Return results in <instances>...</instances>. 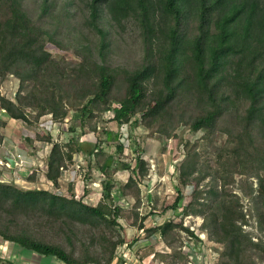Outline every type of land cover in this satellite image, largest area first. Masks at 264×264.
<instances>
[{
    "label": "trees",
    "instance_id": "obj_1",
    "mask_svg": "<svg viewBox=\"0 0 264 264\" xmlns=\"http://www.w3.org/2000/svg\"><path fill=\"white\" fill-rule=\"evenodd\" d=\"M27 1L0 0V77L20 79L15 100L0 95V107L11 118L56 124L76 110L80 135L98 132L103 119L167 137L183 125L203 131L194 140H179L184 157L177 166L174 210L182 206L183 188L191 186L179 221L167 217L155 228L147 226V215L139 216L140 183L149 178L151 163L139 144L132 162L117 159L125 150L119 129H104L115 152L107 151L100 137L95 144L78 135L66 141L52 133L26 137L30 145L36 139L52 145L47 180L58 186L81 152L90 157V167L104 173L116 163L129 170L125 186L134 191L137 233L131 244L142 233L158 232L170 249L162 263L193 264L184 250L183 232L190 229L183 217L202 216L201 229L222 246L216 264H264V0H66L61 11H56L59 0H41L37 16ZM129 19L140 28L144 49L133 68L111 62V30L105 26L122 27ZM84 25L99 36L96 42H84ZM64 36L76 40L74 61L48 49L49 44L65 49ZM7 124L0 118V147ZM114 187L107 181L95 206L76 199L74 181L65 195L0 180V237L66 264H113L118 246L130 244L120 235L107 239L104 254L87 246L77 255L41 230L55 225L65 232L74 223L116 228L125 211L110 204ZM154 248L141 258L155 254ZM125 262L118 258L115 264Z\"/></svg>",
    "mask_w": 264,
    "mask_h": 264
},
{
    "label": "rangeland",
    "instance_id": "obj_2",
    "mask_svg": "<svg viewBox=\"0 0 264 264\" xmlns=\"http://www.w3.org/2000/svg\"><path fill=\"white\" fill-rule=\"evenodd\" d=\"M40 1L41 0L27 1V8L33 16H37ZM64 4H66V0H59L56 11H61ZM74 10V8H71V11ZM88 12V7L84 2V19L89 17ZM105 26L111 30L110 36L112 42L110 45L111 51L109 52L111 62L122 67L133 68L137 66L143 58L144 49L140 28L136 22L129 19L122 27H113L111 25L109 26V24H105ZM98 38L99 36L95 32L89 31L87 26L84 25V42L90 40L91 42H96ZM70 40V38L64 36V42L66 45L65 49L54 44H49L48 49L57 58L64 56L69 61H74L77 57L75 56L71 45H74L76 40H73L72 42H70ZM19 86L20 79L14 74H9L4 79L0 77V95L14 98ZM28 111L31 112L32 110L28 109ZM11 121H13L12 124L16 127V131H13L12 128H8L7 130L5 129V133L11 135L12 132H15L16 136L19 138L20 135L23 136V142L20 143L22 147H24L23 144H30L27 142L26 137L35 139L38 133L42 135L52 133L56 138L63 141L68 140L71 136L78 135L80 136L81 141H85L89 144H95L98 141V137H100L104 141L103 147L109 152H115L116 146L112 140H107V135L104 129L114 131H118L119 129V132L122 133L121 141L125 143V150L123 153L117 154V159H121L125 162H132L138 154L135 150L136 144H139L145 158L152 160L154 163L150 177L147 179L148 183L145 184L143 181L140 184L142 203L139 208V216L147 215L146 223L155 228L167 217H174L178 221L181 220L182 206L190 198L191 186H187L186 188L182 187L185 191V197L181 203L182 206L179 209L174 210L172 204L178 195L176 185L179 184L177 179V166L184 157L183 149L179 145V140H194L200 137L203 134V131L194 133L191 131L190 126L183 125L174 132L172 137H167L160 133H151L141 125L124 124L118 128L115 122L103 119L99 122L98 132L88 131L87 133L80 135V114L76 110L71 112V115L66 121L56 124L45 119L42 122H36L30 125L22 120ZM17 123L21 124V126ZM22 126H24L28 132L26 130L24 131ZM73 127L77 129L76 132H71V128ZM219 135L226 137V134L224 133H219ZM35 141L32 145H34ZM38 142L40 144L37 143V145H41L43 153H46L49 149L46 148L47 142H42L40 140H38ZM87 147H89V145H87ZM28 148H31L32 150V147ZM5 153L6 150H4V152L0 151V158L3 159ZM90 160V157L86 153L81 152L76 154V165L69 167L72 168V172L70 174H65L64 177L61 178L58 186L50 183L42 174V170L40 172L35 170L34 175L36 178L35 180H30L27 177L26 179L25 177L23 178L22 174L19 172L12 171L11 164L10 166H7L2 162H0V180L7 183H16L20 187L26 189H48L65 195L69 192L70 182L74 181L76 199L82 200L89 205L96 206L103 199L106 182L112 179L115 187L113 191V199L110 201V204L120 205L125 211L124 216L118 219L119 226L112 228L106 226L105 223H74L70 225V229L66 228L65 232L60 231L55 225L48 228L45 227L41 232L49 240L62 242L67 249L74 250L77 255H81L87 246H90L96 252L104 254V249L109 247L106 243L107 239L116 240L120 235L130 243V246L127 243L118 246L113 264L116 263L118 258H123L128 261L130 260L129 262L136 264H161L164 251H170V249L158 232L152 236H147L145 233H142L140 239L131 244L137 233V227L134 225L136 216L132 212L135 203L134 191L125 186L130 175L129 170L120 169L115 163L108 169V173H104L99 168L94 166L90 167ZM26 167L28 166L26 165ZM32 172L33 171H27L29 175ZM24 179L26 181H24ZM95 182L100 183L101 185L94 186ZM235 189L238 193L241 192L239 188ZM245 203L248 202L245 201ZM183 221L188 224H193L196 220H188L186 216H184ZM196 228H198V226H196ZM45 232H47V235L44 234ZM188 245L189 246L185 247V252L188 254V257L193 264H216L218 251H220L222 247L215 241L213 243L207 242L206 244L203 242V245L200 244V246L197 243L195 245ZM203 246H205V249ZM149 247H155L154 249L156 253L153 257H151L150 254L142 259V252ZM192 249L202 256V262H198L194 258H191L190 255ZM125 253H128V258L124 256ZM32 256L33 258L36 257L35 255ZM55 261H57L58 264L64 263L58 259H55ZM144 261H146V263Z\"/></svg>",
    "mask_w": 264,
    "mask_h": 264
},
{
    "label": "crops",
    "instance_id": "obj_3",
    "mask_svg": "<svg viewBox=\"0 0 264 264\" xmlns=\"http://www.w3.org/2000/svg\"><path fill=\"white\" fill-rule=\"evenodd\" d=\"M0 118H3L8 121L6 130L8 128H12L13 131H16V127H14V125L12 124L13 121L11 120L17 121L18 119L11 118L7 112L5 113L2 111L1 107H0ZM19 126H21V124H19ZM22 129L24 131L25 130L27 131V129H25L24 126H22ZM22 139H23V136L20 135V138H19L16 136L15 132H12L11 135H7L5 133V140H4L3 145L0 147V151L4 152V150H6V153L3 159L2 158L0 159L8 160L7 157H13L14 160H18V159H15V157L16 155L21 154L23 158L22 164L17 165L15 161V165L12 166L11 168L12 171L19 172L20 174H22V177L23 178L25 177L26 179V177L28 178L29 176V173H27L28 170L29 171L36 170L38 172L42 170V174L46 178L45 168L48 162L47 159L49 157L52 145L47 142L46 148H49V149L48 151H46V153H43L41 149V145H37V143L40 144L38 140L35 141L34 145L23 144L24 147H22V145H20V143L23 142ZM28 147H32V150L31 148H28ZM26 165L28 167H26ZM71 170L72 168L65 169L62 173V176L60 177V180L62 177H64L65 174H70L72 172ZM25 179L24 181H26ZM32 255H35L37 258L36 257L33 258ZM150 256L153 257L154 254H151ZM55 259L56 258L54 257L39 255L27 248L20 246L17 243L6 241L2 237H0V264H6V262L8 261L12 262L13 264H58L57 261H55ZM129 261L126 260L124 264H136V263H131ZM144 262L146 263V261ZM63 264H66V263H63ZM161 264H164V263L161 262Z\"/></svg>",
    "mask_w": 264,
    "mask_h": 264
},
{
    "label": "built area",
    "instance_id": "obj_4",
    "mask_svg": "<svg viewBox=\"0 0 264 264\" xmlns=\"http://www.w3.org/2000/svg\"><path fill=\"white\" fill-rule=\"evenodd\" d=\"M13 76V75H12ZM12 99L15 100V97ZM3 112L6 113V110L5 109H2ZM15 159H18V160H15L16 161V164L17 165H21L22 164V161H23V158H22V155L21 154H18L16 155ZM151 161V169H152V166H154V163L152 160ZM0 162H2L3 164L7 165V166H10V162L6 159L4 160H0ZM46 171H47V165H46ZM150 177V176H149ZM148 179V178H147ZM147 179L144 180L145 184L148 183ZM60 181V180H59ZM51 182V181H50ZM53 184V183H52ZM141 184V183H140ZM101 184L100 183H94V186H100ZM186 218L188 220H196L193 224L190 223H186L183 221V224L185 227H188L190 230L188 231H184V235H185V243H184V250H185V247L189 246L188 244H191V245H195L196 243L200 246V244L203 245V242H205V244L208 242V243H213L214 241L211 240L209 238V235L208 233L205 231V230H202L201 229V225L203 223V218L201 216H194V215H186ZM198 226V228H196V226ZM148 227H151L147 224ZM247 228V226H245ZM254 239H257V238H254ZM201 245V246H202ZM204 249H205V246H203ZM129 250V249H128ZM130 251V250H129ZM125 257L128 258V253L124 255ZM191 258H194L196 261L198 262H202V256H200L197 252H195L193 249L191 250ZM192 263V261H191Z\"/></svg>",
    "mask_w": 264,
    "mask_h": 264
},
{
    "label": "water",
    "instance_id": "obj_5",
    "mask_svg": "<svg viewBox=\"0 0 264 264\" xmlns=\"http://www.w3.org/2000/svg\"><path fill=\"white\" fill-rule=\"evenodd\" d=\"M8 161L11 163L12 166L15 165V160L13 157H7Z\"/></svg>",
    "mask_w": 264,
    "mask_h": 264
}]
</instances>
